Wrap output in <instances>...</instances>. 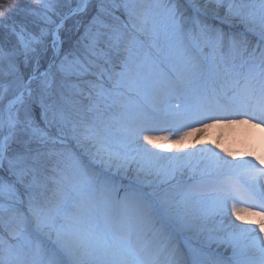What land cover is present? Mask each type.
Listing matches in <instances>:
<instances>
[{
    "label": "snow or ice",
    "instance_id": "snow-or-ice-1",
    "mask_svg": "<svg viewBox=\"0 0 264 264\" xmlns=\"http://www.w3.org/2000/svg\"><path fill=\"white\" fill-rule=\"evenodd\" d=\"M211 2L214 18L242 28L228 35L227 46L223 28L208 22V0H122L114 6L127 15L123 29L104 23L102 14L112 13L102 5L62 58L65 21L87 12L89 0L69 6L66 13L59 11L60 0H36L39 7L33 14L51 27L39 35L23 26L11 28L18 47H0V64L7 62L8 69L0 78V102L11 97L0 108V169L7 164L19 183L31 173L29 188L51 184L53 189L51 196L40 191L31 198L29 212L38 230L33 231L29 218L11 202L15 184L0 180V264H63L46 250L39 234L52 232L71 264H181L173 248L156 240L152 205L133 188L123 189L119 197L115 175H128L135 165L137 176L167 183L184 169L195 171L194 161L205 159L199 178L173 186L162 203L174 209V222L181 229L199 234L208 222L214 223L207 241L230 250V255L208 252L201 264H264V144L259 152L253 146L238 153L209 142L229 157L250 158L239 163L224 159L212 147L196 148L203 141L197 133L224 124L247 125L264 134V0ZM9 7L0 3V23L5 26ZM96 24L100 27L93 31ZM129 25L131 30L125 31ZM137 34L150 38L170 74L153 71L156 60L142 54ZM247 34L258 38L251 49ZM49 36L53 56L40 71ZM20 56L26 72L19 68ZM85 75L96 77L87 81L88 104L77 112L79 120H70L51 89L57 76L66 81ZM60 100L68 102L63 92ZM36 108L46 127L56 125L61 136L71 134L91 162L102 167L93 170L76 154H65L40 181L34 165L44 153L33 144L63 141L40 127ZM160 123L175 125L179 134H145L148 126ZM144 144L182 154L162 157ZM54 155L50 151L49 159ZM160 161L168 166L160 167ZM20 164L24 167L17 170Z\"/></svg>",
    "mask_w": 264,
    "mask_h": 264
},
{
    "label": "rangeland",
    "instance_id": "rangeland-1",
    "mask_svg": "<svg viewBox=\"0 0 264 264\" xmlns=\"http://www.w3.org/2000/svg\"><path fill=\"white\" fill-rule=\"evenodd\" d=\"M122 0H89V8L87 12L81 14L78 17L70 18L65 21L64 28L60 32V38L62 41L61 44V58L63 55L71 52L76 46V41L79 40L85 32V29L89 26L92 21V17L97 14L101 6L110 9L111 15L102 14L101 19L104 23L115 26L123 29V24L127 23V15L124 13L122 7H116L114 5L121 4ZM202 4L206 0H200ZM0 3L9 5L10 7L6 9L9 12L8 19L6 21V26L3 23H0V47L5 50H11L13 47H18L17 38L12 34L11 28L14 26L19 29L21 26L24 27L26 32L32 33L33 35H39L41 29L51 27L50 25L44 24L37 16L33 14V10L37 9L39 6L36 3V0H0ZM61 7L59 11L61 13H66L69 10V6L76 7L80 3V0H60ZM208 5L215 7L214 2L208 0ZM221 17L224 15L225 9L221 8ZM207 19L210 24L215 27L223 28L225 32V46H227L228 35L233 32L242 31V28L239 25L230 27L227 23H222L220 19H216L212 16L211 13H207ZM93 31L96 28L100 27L99 24L93 25ZM101 31H109L110 29L100 28ZM129 29L125 31H130ZM139 40L142 42V54L150 55L154 60H156V65L153 68V71L158 73L170 74V70L165 62L161 59H157L156 49L151 47V40L148 36L143 34H137ZM249 40V48L253 47L257 42V37L252 34H247ZM48 41L47 47L48 51L44 54L41 60L40 71H43L47 68L48 62L52 59L53 52L51 48V36L46 38ZM103 47V45H101ZM207 51V50H206ZM123 55V54H122ZM17 62L19 68L22 72H26L29 69H26L23 64V57H17ZM114 63L116 60L114 58ZM102 63V62H101ZM107 67V65H105ZM7 62L0 64V78H3V72L7 71ZM118 70V65H117ZM92 71H98V69L93 68ZM96 77L92 75H85L81 77H70L68 80H62L57 76L56 80L53 83L51 89L53 98H55L59 103L63 104L65 108L66 115L70 120H79V115L77 112L85 108L88 104V99L86 94L91 91L89 89L87 81L95 80ZM105 83L107 84V79L105 77ZM83 89L84 94H80L77 87ZM63 92L64 96L67 98L68 102L60 100V93ZM9 96L4 101L0 102V108L4 107L7 104V100L10 99ZM106 117L108 113L105 114ZM35 119L41 128H44L45 131L49 134L51 138H56L58 141L62 140L63 142H57L55 144L51 143V140L47 145H38L33 144V148H39L44 155L40 157V160L35 163V168L37 169V178L40 181L44 180L45 175L49 174L51 168L56 162L63 159L65 154H76L79 158L83 159L86 163H89L93 170L100 169L102 167L99 163H92L89 156L85 153V148L77 145L76 141L72 138L71 134L61 136L58 126L51 125L45 126L43 121L40 119V109L36 108L35 110ZM113 132H116V126H113ZM145 134L157 135V136H169L173 137L179 134L177 127L169 123H160L148 126L145 129ZM197 135V134H196ZM213 138V137H212ZM215 139H206L203 140L201 144L196 145V148L200 147H212L213 151L219 153L224 159L231 161L232 163H239L243 160L250 159L246 156H236L235 158L225 155V153L219 149L215 148L214 145L209 143ZM143 144V139L141 137L140 141ZM161 144L163 142H160ZM221 148H226L234 152H245L248 151L250 147H255V150L259 152V149L252 143L241 144L234 141H225L220 144ZM144 147L150 148L151 151L159 153L162 157L165 156V151L169 148L163 146L160 148L153 147L151 145L144 144ZM174 154L177 153L175 149H172ZM195 149L188 148L186 151H194ZM54 151L55 155L51 159L48 157V153ZM34 154V153H33ZM14 155V153H10ZM171 155V156H172ZM32 161H29L31 164ZM160 167H167V161H160ZM195 171L191 169H184L182 173H177L175 178L169 180L167 183H160L157 178L154 176H137L134 171L135 165H133V171L129 172L128 175H115V170L112 174L115 175L116 185L118 196L122 197L125 188H133L137 190L146 201H148L153 207V219L152 224L154 226V232L156 240L160 242L167 243L170 248H173L181 261V264H201L205 258V254L208 252L219 253L223 255H230V250L225 252L222 246L218 247L216 244H209L207 241L208 229L215 227L213 222H208L207 227L203 233H196L193 231H188L181 229L174 222V209L164 205L162 203L163 199L166 197L168 191H170L173 186H179L186 183H191L195 179L199 178V174L207 166V160H200L199 162L193 163ZM24 165L20 164L17 166V170L23 168ZM227 171V169H225ZM0 180L8 181L15 184V197L11 201L15 205V209L22 215H25L29 218L31 227L33 231H38L35 222L31 220V215L29 212V206L32 196L40 191H43L45 196L52 195L53 185L48 184L47 188H38L33 186L32 188L28 187V182L31 180V173L25 178L23 183L16 181V176L8 170L7 164L3 169H0ZM8 202V201H5ZM243 205H241L242 207ZM98 211L103 214L105 209H98ZM234 220V217L232 218ZM63 223V221H61ZM236 223H240L236 221ZM242 227H249L250 225H241ZM42 240L46 246V250L52 254L55 253L63 261V264H71V259L66 254H64L61 249L59 242L57 241L55 232H52L51 235L45 233H39Z\"/></svg>",
    "mask_w": 264,
    "mask_h": 264
},
{
    "label": "bare ground",
    "instance_id": "bare-ground-1",
    "mask_svg": "<svg viewBox=\"0 0 264 264\" xmlns=\"http://www.w3.org/2000/svg\"><path fill=\"white\" fill-rule=\"evenodd\" d=\"M208 7V13H211V9L214 7L210 5H208ZM201 135L203 136V140L215 139L214 141L219 144L229 140L241 144H248L252 142L259 150L261 145L264 144V139H262L264 138V134H262L258 129L250 128L247 125L224 124L214 128H210L204 133H197V136ZM172 154H174V151L172 149H168L165 151V156H171Z\"/></svg>",
    "mask_w": 264,
    "mask_h": 264
}]
</instances>
